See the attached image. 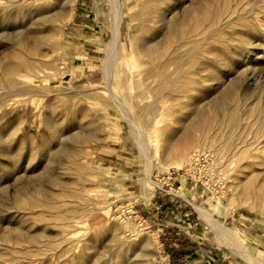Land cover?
I'll use <instances>...</instances> for the list:
<instances>
[{"label": "rangeland", "instance_id": "obj_1", "mask_svg": "<svg viewBox=\"0 0 264 264\" xmlns=\"http://www.w3.org/2000/svg\"><path fill=\"white\" fill-rule=\"evenodd\" d=\"M201 2V0H185L183 4L178 5L174 17L181 21L184 19V15L190 11L189 17L192 22L200 19L208 20L211 16L210 12L217 9L223 19L232 20V24L219 34L220 41L206 45L193 59L192 63L194 64L190 65L192 68L188 73V78L185 79L189 82L191 79L196 83L195 86H190L191 89L186 90L191 92V95L184 92L182 84L185 80L183 79L173 91L169 92V96L177 101L172 102L167 98L162 100L163 110L156 112L158 118L149 129V139L154 152H162L160 140L164 124L165 127L169 126L170 130L178 128V131L182 125H177L178 121H185L186 114L184 112L188 102L183 98H193L200 94L199 97L202 99L210 97L209 100L213 101L220 97L233 81L240 82L241 89H247L245 69L239 70L235 67L223 70L221 65L212 59V56L207 55L209 52L215 51L226 58V63H231L243 57H249L254 61L256 54L260 53L259 50L263 48L264 0H203L206 9L204 16L191 12ZM61 3L62 0H19L18 3L11 6V2L1 1L0 35L12 34L18 28L23 30L25 27L33 31L51 32L59 27L61 16L58 13ZM123 3L125 17L122 31L131 67L128 72L131 77L126 93L130 95L135 92L133 84L138 77L134 73L133 67L146 66L145 63L141 64V59L134 55L131 37L135 32L142 31L145 20L139 12L140 5L136 0H123ZM7 6L11 7L6 9ZM202 6L204 7V5ZM73 10V18L65 28L60 40L55 43L52 49L49 48L46 58L33 56L32 61L25 67L22 66L24 57L14 48L8 46V40H5V43L3 42L0 46V73L6 79L5 84L0 83L2 87L0 99L3 100L0 102V139L2 140L0 142V164L6 162L1 157L3 152L22 155L21 162L28 172V177L22 178L18 183H14L12 177H4V180L0 182V264H84L90 261L94 255L100 258L99 263H101L104 258L115 256L113 251L117 247H127L132 244L135 246L132 255L136 253L148 254L151 256L152 264H173L168 246L163 240L164 232H162L159 215L163 214L162 217H165L169 223L173 219L175 207L179 204L172 202V199H181L174 195V192L183 193L185 199L182 200L188 201L189 199L192 208L194 205H203L205 209L211 211L217 220L224 222L226 227L233 228L248 247L246 243L248 238L245 233L248 235L249 226L264 229V208L253 206L252 201L247 202L242 196L245 193L244 190L248 191L252 198L264 192V142L261 145L258 144L259 138L264 137V69L252 79L253 86L250 89L255 106L252 107L249 117L244 119L247 129L242 141L243 143H253L248 150L254 154L255 159L249 162L238 160V162L229 163L226 168H222L223 171L219 169L218 175L213 176H206L208 171L206 166L212 164L213 161L211 159L207 161L205 158H201L198 165H193L196 170L188 168L186 173L180 171L181 169L179 172L171 171V173L156 172L153 180L157 183L163 180L160 184L158 183V188L173 198L164 197L158 201L156 207L163 206L166 213L160 209L157 212L160 213L159 215L155 213L154 217L151 216L150 220H147L146 216L139 213L145 207L142 203L144 200H134L136 196H140V190L145 183V160L130 135L128 124L111 106L102 90L94 91L95 88H102L104 85L102 80L103 62L106 57V45L112 39L111 33L105 28L106 13L109 10L107 0H75ZM239 17H243V19ZM238 34L241 37L249 38L251 46H245L243 41L240 42L237 39L232 40V37ZM194 45L191 44L186 49H190ZM11 51L15 52L9 58L7 55ZM247 51L254 53L247 55ZM10 63L18 67L11 73L6 71V66ZM257 64H264V61L259 60ZM203 66L211 68L212 79H217L221 70L226 71L225 74L231 75V78L225 80L226 82L223 81V88L218 87L216 82L210 84ZM146 68L148 67L146 66ZM162 84L169 85L167 82H162ZM212 85L214 87H211ZM163 88H167V86ZM241 89L237 91L238 95L243 92ZM27 90L47 91L52 97L45 98L40 94L32 96L25 93ZM194 91L196 93H193ZM120 92L121 95L122 91L120 90ZM153 94L154 92L150 95ZM124 95L125 92L122 98H125ZM61 126L68 128L63 133V137L65 134L67 136L81 135L87 130H91L98 140L89 143L85 153H81L78 158H64L63 165L55 163L51 170H49L50 165L47 162L50 152L57 147L56 143L50 146L48 155L28 164L27 161L31 156L41 154L44 144L53 142L50 129H60ZM177 134L175 132L174 137ZM65 142L67 145L70 144L68 141ZM3 146L5 150H3ZM8 147L9 150H6ZM104 155L124 158L122 163L117 165L119 169L125 171L123 181L128 183V189L125 190L127 196L126 199L121 200L120 204L113 205V209L108 208V193L102 187L106 180L98 168L102 160H99V163L98 159L96 160V158L105 157ZM43 162L45 163L44 167L40 165ZM158 163L159 161H156L155 166H158ZM70 168L73 170L69 171ZM2 169L4 168L0 166V171ZM34 171H36L35 175H33ZM59 174H61L63 183H74V187L67 188L63 185H56L54 181ZM171 174L172 176H170ZM166 177L170 180L172 178L174 181H164ZM201 177H203V181ZM213 178L215 179L212 180ZM40 185L45 186L50 193L71 191L74 197L70 200L64 198L65 201H62V204L60 201V205L57 206L60 224L56 226L39 224L34 218H29V225H23L20 218L24 215L21 211L13 209L12 203L16 200L17 194H23L28 187L34 193V190ZM147 187L152 197L155 191L160 192L158 188L154 189L148 185ZM32 197L22 196L17 201L19 208L25 210ZM34 197L37 200L42 199L38 193ZM209 199H213L212 201L221 200L225 204L232 200V212L229 217L225 219L222 214L214 211L208 204ZM50 201L51 203L55 202L53 198H50ZM153 204L150 202V207H153ZM73 217L74 223H66L65 219ZM12 219L15 221L10 224ZM189 219L193 223L191 235L194 242L188 241L191 251L202 249L201 252L212 256L226 252L238 257L233 251L217 243L211 227L200 218L196 211L194 217ZM85 221L92 228V232L88 233L81 228ZM103 224H110L111 227H135V230L121 231L117 239H114L110 233H106L99 227ZM10 226L13 231H17L21 227L25 232L29 231L32 234L45 232L46 237L58 236L60 240L57 243L43 238L40 244L57 249L60 246H66L74 257H65L63 249L55 255L47 256L42 261L31 255L25 257L13 252L11 244L2 242L3 232ZM154 235L157 237V242L153 243L151 252L149 250L145 252L148 247L145 243L147 236ZM158 254H161L162 258Z\"/></svg>", "mask_w": 264, "mask_h": 264}, {"label": "bare ground", "instance_id": "obj_2", "mask_svg": "<svg viewBox=\"0 0 264 264\" xmlns=\"http://www.w3.org/2000/svg\"><path fill=\"white\" fill-rule=\"evenodd\" d=\"M6 1L11 2V6L19 2V0ZM136 1L140 5L139 12L145 21L142 31L139 33L135 32L131 37L132 49L136 58L141 59V64L145 63L148 68L145 69L146 66L142 65L133 67L134 73L138 75L133 84L135 92L130 95L127 94V86H129L128 82L131 77L128 72L131 67L129 66V53H127L124 46V35L122 31L125 5L123 0H107L109 10L106 13L107 21L105 28L111 33L112 39L106 45V57L103 62L102 80L104 85L102 88H95L94 91L99 89L105 93L111 106L119 112L130 128V135L138 146L142 158L145 160V183L140 190V196H136L134 200L138 201L142 199L148 205L151 201L152 194L148 190L147 185L154 189L158 188V183L153 180L156 172L161 173L166 171L171 173V171L179 172L181 169L180 171L186 173L188 168H193V165L200 163L201 158H205L207 161L209 159L213 161L212 164L206 166L208 169L206 176H213L218 175V170H222L224 167L226 168V165L229 163H235L238 160L249 162L255 159L254 154L248 150L253 143H243L242 139L247 129V126L244 124V119L249 117L252 107L255 106V100H252L253 97L250 89L253 86L252 79L259 71L264 69V64H257L259 60L264 61V43L262 50H259L260 53L256 54V60L254 61L249 59V57H238L239 59L236 61L226 63V58L215 51L207 54L208 56H212V59L220 64L223 70L234 69L235 67L239 70L245 69L244 74L248 87L247 89H241L240 82L233 81L230 87L226 88L222 95L213 101L209 100L210 97L202 99L199 97L200 94H197L193 98H183L188 102L186 105L187 109L184 112L186 114L185 121H178L177 125L182 124L178 131V128L170 130L169 126L165 127L164 124L160 140V149L163 154L160 155L162 152H154L152 149V144L149 139V129L158 118L156 112L163 110L161 106L162 100L167 98L172 102L177 101L169 96V92L173 91L181 80L188 78V73L192 68L190 65L194 64L192 63L193 59L196 55H199V51L206 45L220 41L219 34L224 32L232 24V20H224L220 11L216 9L212 13L210 12L211 16L208 20L200 19L199 21L192 22L189 17L190 11H188L184 15V19L178 21L174 17L175 12L178 5L183 4L185 0ZM201 1L191 12L204 16L206 10L205 3L203 0ZM74 3L75 0H62L58 13L61 16L59 27L51 32L33 31L27 27L23 28V30L22 28H18L21 31L17 29L15 33L0 35V46L3 42L5 43V40H8V46L12 49L14 48L24 57L22 66L25 67L32 61L33 56L46 58L49 48L52 49L55 43L60 40L65 28L73 18ZM11 6H7L6 9H9ZM243 17L239 18L243 19ZM236 39L240 42L243 41L245 46H251V40L249 38L241 37L238 34L232 37V40ZM191 44L195 45L190 49H186ZM14 52L11 51L7 57L11 58ZM250 53L254 52L247 51V55ZM201 55L204 56V54ZM45 63L47 62L45 61ZM16 68H18L16 65L10 63L6 66V71L11 73ZM203 68L206 77L209 78V83L216 82L220 88L224 86L223 81L231 78V75H226V71L221 70L217 79H212L210 76L211 68L209 66H203ZM5 81V76L0 73V83L5 84ZM162 82H167L169 85L162 84ZM195 85L196 83L191 79L190 82L185 80L182 84L185 93H189L186 90L191 89ZM164 86H167V88H163ZM211 87H214V85ZM1 89L2 87L0 85ZM240 89L243 92L238 95L237 91ZM120 90L122 91L121 95ZM124 92L125 98H122ZM152 92L154 94L150 95ZM25 93L31 94L32 96L40 94L45 98L52 97L47 91L36 92L27 90ZM193 93L196 92L194 91ZM189 94L191 95V92ZM1 101L3 100L0 99ZM67 129V126H61L60 129L51 128L49 132L53 142L44 144L41 154L31 156L30 160L27 161L28 164L48 155L50 146L56 143L57 147L50 152L47 162L50 165L49 170H51V167L55 163L57 165H63L64 158H78L81 156V153H85L89 143L98 140L91 130H87L81 135L75 134L67 136L65 134L63 137V133ZM175 132L178 133L176 137H174ZM65 141L70 142V144L67 145ZM262 142H264V137L259 138L258 144L261 145ZM4 148L3 146V150H5ZM6 150H9V147ZM1 157L6 162L0 164L4 168L0 171V182L4 180V177L14 178V183H18L22 178L28 177L27 168L21 162L22 155L3 152ZM156 161H159L158 166H155ZM40 165L44 167L45 163L43 162ZM72 170L73 168L69 169V171ZM35 174L36 171L33 172V175ZM201 180L203 181V177H201ZM54 183L67 188L69 186L70 188L74 187V183H63L61 174L55 179ZM244 192L242 196L247 202L252 201L253 206L264 208V192L257 194L253 198L248 191L244 190ZM36 193L42 196L41 200H37L34 197ZM173 194L181 199H185L183 193L174 192ZM27 195L33 197L28 203L27 208L22 210L19 208L17 201L22 196ZM50 198H53L55 202L51 203ZM64 198L68 200L74 199L71 191L68 192L65 190V193H50L45 186L40 185L34 190V193L28 187L23 194H17L12 206L13 209H16L18 212L21 211L22 215H24V217L20 218L23 225H29V218H34L39 224L56 226L60 224L58 222L57 206L60 205V201L61 204L62 201H65ZM212 200H208L211 208L222 214L225 219L229 217L232 212V200H229L230 202L228 204L223 203L221 200ZM193 207L200 218L211 227L216 241L220 246L230 249L249 264H264V258L251 252L233 228L226 227L224 222L217 220L211 211L205 209L203 205H194ZM14 221L15 219H12L10 224ZM65 221L71 224L75 222V219L73 217L65 219ZM109 225L103 224L99 227L106 233H110L114 239H117L121 231L128 232L130 229L135 230V227H111ZM82 226L81 228L88 231V233L92 232V228L88 226L86 221L82 223ZM43 238L54 243L60 240L58 236L46 237L45 232L37 234H32L29 231L25 232L24 228L21 227L17 231H13L10 226L3 232L2 242L11 244V251L22 254L25 257L31 255L39 261L44 260L49 255L57 254L61 249L66 254L65 257H74L66 246H60L57 249L55 247L41 245L40 241ZM154 242H157L155 235L147 236L145 243L148 247H146L145 252L147 250L151 252ZM133 247H135L134 244L127 245V247H117L113 251L115 252V256H108L99 263L100 258L94 255L90 261L84 264H152L150 261L151 256L148 254L142 255L141 253H136L132 255L134 251ZM158 256L162 258L161 254H158Z\"/></svg>", "mask_w": 264, "mask_h": 264}, {"label": "crops", "instance_id": "obj_3", "mask_svg": "<svg viewBox=\"0 0 264 264\" xmlns=\"http://www.w3.org/2000/svg\"><path fill=\"white\" fill-rule=\"evenodd\" d=\"M104 156L105 157L96 158V160L98 159V163L99 160H102L99 163L100 165H98L100 173L102 174L103 178L106 179L102 187L104 191H107L106 193H108L107 206L108 208L110 207V209H113V205L120 204L121 200L126 199L127 196L125 190L128 189V183L123 181V173L125 171L119 169L117 165L118 163H122L124 158L113 155ZM103 164L105 166H101ZM164 193L166 192H161V190L160 192L155 191L150 201L151 204L154 202L153 207H150V203L147 205L143 201L142 203L145 207L142 208L139 213L143 214L144 217L146 216L147 220H150L151 216L154 217L155 213L156 215H159L160 213L157 212L160 211V209L163 213H166V211L163 209V206H161V208L156 207L157 202L161 201V199H164V197H172L170 194ZM108 197L110 198L108 199ZM172 202L179 204H176L177 206L175 207L173 219L170 220L169 223L165 220V217H162V214L159 215V221L161 222V227L163 228L162 232H164L163 240L168 246L167 248L171 255V262L173 264H249L241 257H236L226 252L220 253L218 256H212L210 254L201 252L202 249L191 251L190 243L194 242L192 238L193 236L191 235L193 223L190 222L189 218L194 217V207L192 208V205L189 203V199L188 201H185L182 199L173 198ZM245 234L248 238L246 239V243L248 244L249 249L256 255L264 258V229L251 225L248 228V235L247 233ZM180 237H183V239H180Z\"/></svg>", "mask_w": 264, "mask_h": 264}, {"label": "built area", "instance_id": "obj_4", "mask_svg": "<svg viewBox=\"0 0 264 264\" xmlns=\"http://www.w3.org/2000/svg\"><path fill=\"white\" fill-rule=\"evenodd\" d=\"M170 176H172V174L170 175ZM174 181V180H172V178H171V180L168 178V177H166L165 179H164V181ZM163 181V180H162ZM162 181H160V182H162ZM160 182H158L159 184H160ZM159 189V188H158ZM159 190H161V191H163L162 189H159Z\"/></svg>", "mask_w": 264, "mask_h": 264}]
</instances>
